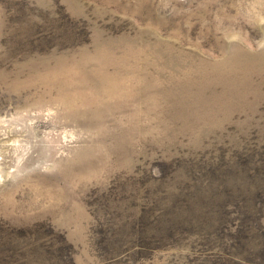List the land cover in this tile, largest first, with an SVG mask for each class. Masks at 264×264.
Instances as JSON below:
<instances>
[{
  "label": "rangeland",
  "instance_id": "374dc122",
  "mask_svg": "<svg viewBox=\"0 0 264 264\" xmlns=\"http://www.w3.org/2000/svg\"><path fill=\"white\" fill-rule=\"evenodd\" d=\"M0 264H264V0H0Z\"/></svg>",
  "mask_w": 264,
  "mask_h": 264
},
{
  "label": "bare ground",
  "instance_id": "6f19581e",
  "mask_svg": "<svg viewBox=\"0 0 264 264\" xmlns=\"http://www.w3.org/2000/svg\"><path fill=\"white\" fill-rule=\"evenodd\" d=\"M111 80V79H110ZM113 80V79H112ZM115 95V94H114Z\"/></svg>",
  "mask_w": 264,
  "mask_h": 264
}]
</instances>
